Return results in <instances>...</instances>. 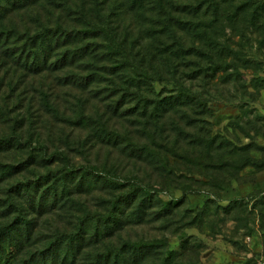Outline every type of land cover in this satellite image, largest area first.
Here are the masks:
<instances>
[{
    "label": "rangeland",
    "instance_id": "1",
    "mask_svg": "<svg viewBox=\"0 0 264 264\" xmlns=\"http://www.w3.org/2000/svg\"><path fill=\"white\" fill-rule=\"evenodd\" d=\"M0 264H264V0H0Z\"/></svg>",
    "mask_w": 264,
    "mask_h": 264
},
{
    "label": "trees",
    "instance_id": "2",
    "mask_svg": "<svg viewBox=\"0 0 264 264\" xmlns=\"http://www.w3.org/2000/svg\"><path fill=\"white\" fill-rule=\"evenodd\" d=\"M8 257V256H7ZM9 257H11L12 258V256L10 255Z\"/></svg>",
    "mask_w": 264,
    "mask_h": 264
}]
</instances>
